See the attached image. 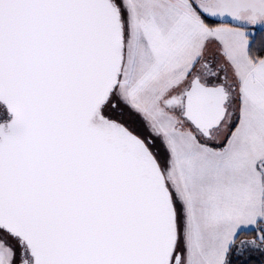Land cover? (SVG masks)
<instances>
[{
	"label": "snow or ice",
	"instance_id": "6c2138e0",
	"mask_svg": "<svg viewBox=\"0 0 264 264\" xmlns=\"http://www.w3.org/2000/svg\"><path fill=\"white\" fill-rule=\"evenodd\" d=\"M0 264H264V0H0Z\"/></svg>",
	"mask_w": 264,
	"mask_h": 264
}]
</instances>
